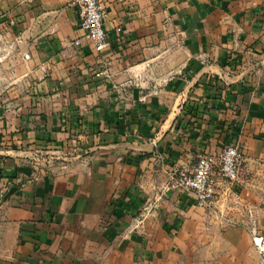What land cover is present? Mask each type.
<instances>
[{"label":"crops","instance_id":"obj_1","mask_svg":"<svg viewBox=\"0 0 264 264\" xmlns=\"http://www.w3.org/2000/svg\"><path fill=\"white\" fill-rule=\"evenodd\" d=\"M102 3L97 52L0 0V264H264V0ZM229 145L211 206L173 186Z\"/></svg>","mask_w":264,"mask_h":264},{"label":"built area","instance_id":"obj_2","mask_svg":"<svg viewBox=\"0 0 264 264\" xmlns=\"http://www.w3.org/2000/svg\"><path fill=\"white\" fill-rule=\"evenodd\" d=\"M72 4L78 9L80 28L83 31V35L75 39L74 44L80 46L86 40L97 52L104 51L110 45V40L105 29L102 0H72ZM241 159L242 154L237 145L224 147L217 156L202 154L191 170L178 174L173 186L191 192L197 206L209 207L216 198V168L223 180L236 186L240 181Z\"/></svg>","mask_w":264,"mask_h":264}]
</instances>
